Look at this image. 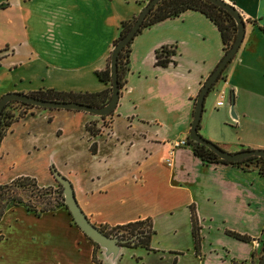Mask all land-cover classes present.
Here are the masks:
<instances>
[{
    "label": "crops",
    "instance_id": "0c3cea01",
    "mask_svg": "<svg viewBox=\"0 0 264 264\" xmlns=\"http://www.w3.org/2000/svg\"><path fill=\"white\" fill-rule=\"evenodd\" d=\"M27 1L10 0L0 8L14 5L22 10V2ZM145 1L47 0L42 46L29 42L27 32L21 30L19 34H24V38L17 48L5 53L14 69L9 90L27 93L40 88L104 89L107 83L97 78L95 70L105 65L118 21L135 16ZM225 1L242 16L243 37L227 63L224 77L214 83L217 93L213 102L206 107L203 103L199 126L203 136L225 150L264 148V31L260 28L264 26V0ZM161 44L174 45V62L166 66L153 63V50ZM221 54L216 26L197 10L186 9L154 22L131 40L126 80L109 115L102 118L82 110L26 108V114L4 130L0 158L8 148L2 143L24 128L25 135L39 139L43 129L37 127L34 117H44L47 122L62 118L71 127L76 121V132V128H82L88 136L86 151L92 173L88 171V183L77 179L71 184L88 219L94 224L114 225L150 218L154 232L149 248L140 247L144 254L139 252L134 264H143V257L148 258L147 264H239L240 260H248L258 249L264 229V175L234 164L205 163L189 145H172L174 139L186 137L195 94ZM230 95L234 116L229 111ZM220 98L222 103L216 105ZM102 120H108L109 125L104 127ZM89 121L97 129L93 135L85 128ZM55 133L62 135L59 126ZM11 145L15 146L9 143L10 148ZM63 166L70 174L64 162ZM57 167L62 172V166ZM35 181L38 185L48 182ZM191 207L199 226L196 250L189 217ZM226 230L248 238H235ZM37 236L40 238H34L33 244L54 242L56 250L50 252L54 264H95L91 242L69 222L48 221L38 229ZM98 249L99 264H118V253L111 258L103 254L102 248ZM33 253L27 264H50L47 249Z\"/></svg>",
    "mask_w": 264,
    "mask_h": 264
},
{
    "label": "rangeland",
    "instance_id": "374dc122",
    "mask_svg": "<svg viewBox=\"0 0 264 264\" xmlns=\"http://www.w3.org/2000/svg\"><path fill=\"white\" fill-rule=\"evenodd\" d=\"M7 1L10 0H0V5ZM22 5V10L14 5L10 6V8H0V56H3L0 59V96L6 91H10L9 88L13 84L14 69L8 63L9 57L5 53H9L11 48H17V43L24 38L25 35L20 36L19 32L21 30L23 33L27 32L29 42L38 48L42 46V38L44 39L46 19L48 18V12H46L48 9L47 0H28L27 2H22ZM18 14H21V17ZM214 86L209 89L204 97L203 103L205 107L214 100V96L217 93ZM203 115L204 111L201 112L198 123V132L200 134H202V131L199 125L202 124ZM34 118L36 119L37 127L40 126L43 129L38 139L39 141H36L32 136L28 137V134L25 135L24 131L26 129L24 128V131L21 130L20 134L14 137L11 135L9 139L7 138L2 143L7 145L8 148L6 153L0 158V181L20 174L33 176L34 179L42 183L48 180L47 183H43L40 186L49 187L52 191L50 196L52 203H59L62 192L52 175L50 178L48 166L51 163L70 182L78 179L83 183H88V171L90 170V173H92L88 161L89 152L86 151L88 136L83 132L82 128L80 129L81 131L76 128L78 130L76 132V121L73 122L74 127H71V123H67L62 118H53L52 122H47L44 117ZM88 123L95 128L94 122L89 121ZM108 123V120H102L104 127L109 125ZM56 126L60 127L62 135L55 133ZM71 128H73V131L70 133ZM36 142H39V144ZM9 143H14L15 146L11 145L12 148H10ZM32 145L36 146L32 147ZM63 162L66 168H69L70 174L64 169ZM57 166H62L60 168L64 173ZM97 171L100 172L101 167ZM23 195L26 196L24 193ZM136 200L139 206L140 203L138 199ZM141 200L143 199L141 198ZM136 208L138 209V207ZM148 210L151 211L152 209ZM46 212L45 214L42 212L43 214L37 217L32 212L24 209L22 205L10 206L4 210L0 217V233L2 234H0V264H27L31 260V255L34 254L33 251L38 253L40 249L42 251L47 249L49 252L48 263L54 264L55 259L51 254L53 250H56L54 242H48L47 244L41 241H37L35 244L32 242L34 238H40L37 236L38 229L43 228L48 221H64L74 226L76 225L73 224V220L62 204L54 205L52 210ZM95 225L97 226L98 224ZM99 225L105 229L110 226L105 222L99 223ZM139 252L144 254L140 247H122L117 255L118 264H134L133 260L138 256ZM91 256L98 264L100 263L99 249L96 246L92 245ZM143 261V264H147L148 258L143 257ZM165 263L170 264V262ZM182 263V261H178L177 264Z\"/></svg>",
    "mask_w": 264,
    "mask_h": 264
},
{
    "label": "trees",
    "instance_id": "16d2710c",
    "mask_svg": "<svg viewBox=\"0 0 264 264\" xmlns=\"http://www.w3.org/2000/svg\"><path fill=\"white\" fill-rule=\"evenodd\" d=\"M186 9L197 10L203 13L207 18H209V20L213 22L219 32L222 53L225 52L234 39L236 24L231 14L225 8L212 2L211 0H158L146 12L139 28L134 33V35H136L142 28L149 26L163 18L175 16ZM134 17L135 16H131L130 18H124L118 21L117 34L112 41V45L120 36H122L126 32ZM245 21L254 23L255 19H245ZM260 28L264 31V26H260ZM133 36L120 48L116 56V74L119 89L124 85L126 80L125 76L129 68L128 64L130 43L133 39ZM174 54V45L161 44L153 50V63L161 66H166L170 62H174L172 58ZM232 57L230 58V60L232 59ZM227 63L221 69L217 79L224 77ZM108 64L109 55L106 58L104 67L95 70V75L97 76V78L107 83V86L102 90L71 91L57 90L53 88H40L33 91H28L27 93L43 99L73 100L90 105H101L107 101L110 95V76ZM215 81L210 85V88L213 87ZM30 107L40 106H36L29 102L17 99H10L4 104L0 112V138L4 133V129H6L13 120L17 119L18 117L24 116L26 114L25 109ZM110 113L111 112L105 115H109ZM105 115H102L100 117L103 118ZM85 128L91 135L97 132V129L88 122L85 123ZM185 144L189 145L192 153L197 156L202 162H223L234 164L244 169H255L257 173H259L260 175H264L263 156L249 155L237 160H226L220 158L212 149L208 148L204 144L190 139L187 135L185 137ZM57 185H59L61 189V185L59 183H57ZM23 193L26 196H24ZM51 193L52 191L49 187L38 185L35 179L27 174L16 175L9 181L0 182V217L7 207L16 205H22L24 209L32 212L34 215H39L42 212L52 210L54 205L62 204L65 207L63 203V196L61 197V201L59 203H52V199L50 197ZM189 217L191 221L193 246L196 250L199 246L200 236L198 233L199 226L197 223V218L192 207L190 208ZM73 224H75L74 221ZM97 227L108 235H114L123 238L124 242L122 243V245L129 248L142 247L148 249L150 236L154 232L149 217L138 218L123 223L110 225L107 229L102 228V226L99 224L97 225ZM226 232L227 234L238 239L246 240L248 238L247 235L236 231L226 230ZM85 237L91 242L93 246L99 248L98 244L95 241L91 240L86 235ZM263 249L264 229L262 230V236L260 238L259 246L255 253L253 252L251 258H249L248 260L243 259L238 261V263L257 264V261L262 254ZM91 258L93 259L95 264H98V262L94 260L93 256H91Z\"/></svg>",
    "mask_w": 264,
    "mask_h": 264
},
{
    "label": "water",
    "instance_id": "95a60500",
    "mask_svg": "<svg viewBox=\"0 0 264 264\" xmlns=\"http://www.w3.org/2000/svg\"><path fill=\"white\" fill-rule=\"evenodd\" d=\"M156 1L158 0H147L135 15L126 32L112 45L108 64L110 76V95L106 102L101 105H90L73 100L43 99L22 91H6L0 96V112L4 104L10 99L29 102L43 108H66L82 110L96 114L98 116H102L111 112L115 107L119 96V86L117 83L116 74L117 53L120 48L134 35V33L139 28L144 15ZM211 1L222 6L231 14L236 24L235 36L228 49L221 54L215 65L203 79V82L195 94L187 136L194 141L204 144L208 148L212 149L220 158L226 160H237L249 155H260L264 157V148H241L235 151H228L221 148L217 143L206 138L198 132V123L203 109L204 97L208 92L210 85L217 79L221 69L235 54L242 40L244 32V20L238 10L231 3L225 0ZM228 105L230 114L234 116L232 95L229 96ZM49 170L55 181L61 185L63 203L78 228L82 231V233H84L91 240L95 241L98 246L102 248L103 254L105 256L110 255L111 258L115 257V255L119 252V249L123 246L122 243L124 242V239L118 236L108 235L101 231L94 223H92L78 204L69 179L61 174L57 169H55L53 165H50ZM257 264H264V249L257 261Z\"/></svg>",
    "mask_w": 264,
    "mask_h": 264
},
{
    "label": "built area",
    "instance_id": "2783aa9c",
    "mask_svg": "<svg viewBox=\"0 0 264 264\" xmlns=\"http://www.w3.org/2000/svg\"><path fill=\"white\" fill-rule=\"evenodd\" d=\"M221 96H222V95L220 94V97H221ZM215 103H216V105L221 104V103H222L221 98L218 99V100H216ZM184 144H185V137H180V138L174 139V140L172 141V145H173V146L184 145ZM166 163H167V164L170 163V159H169V158L166 159Z\"/></svg>",
    "mask_w": 264,
    "mask_h": 264
}]
</instances>
